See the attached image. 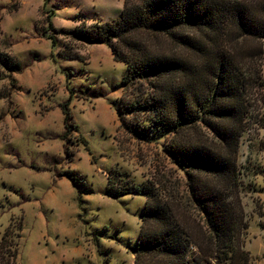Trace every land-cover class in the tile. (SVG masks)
I'll return each mask as SVG.
<instances>
[{
  "label": "rangeland",
  "instance_id": "obj_1",
  "mask_svg": "<svg viewBox=\"0 0 264 264\" xmlns=\"http://www.w3.org/2000/svg\"><path fill=\"white\" fill-rule=\"evenodd\" d=\"M124 2L0 0V238L14 224L21 234L17 264H135V247L149 227L147 197L108 195L115 173L126 186L152 185L191 214L180 215L182 225L200 219L188 175L167 152L173 135L149 141L122 122L126 64L109 45L60 31L115 19ZM64 48L85 60L60 57ZM12 63L23 70L10 71ZM67 101L78 129L64 139ZM256 104L238 163L249 222L243 242L249 264H264V174L256 173L264 169V128L257 122L263 100Z\"/></svg>",
  "mask_w": 264,
  "mask_h": 264
},
{
  "label": "trees",
  "instance_id": "obj_2",
  "mask_svg": "<svg viewBox=\"0 0 264 264\" xmlns=\"http://www.w3.org/2000/svg\"><path fill=\"white\" fill-rule=\"evenodd\" d=\"M60 31L109 45L114 59L126 64L122 87L130 92L120 107L122 122L149 141L172 134L167 152L189 178L200 219L182 225L180 215H192L152 185L126 186L119 173L108 176L111 197H147L149 227L135 247V264H249L238 156L256 102L264 104V0H125L115 19ZM165 40L170 49L161 45ZM58 54L85 60L65 48ZM8 68L23 70L13 63ZM61 106L66 139L78 126L69 102ZM257 122L264 128V111ZM20 235L14 224L7 227L0 264H17Z\"/></svg>",
  "mask_w": 264,
  "mask_h": 264
}]
</instances>
